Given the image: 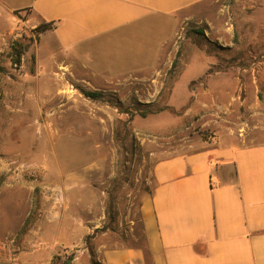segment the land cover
I'll list each match as a JSON object with an SVG mask.
<instances>
[{
  "label": "rangeland",
  "instance_id": "rangeland-1",
  "mask_svg": "<svg viewBox=\"0 0 264 264\" xmlns=\"http://www.w3.org/2000/svg\"><path fill=\"white\" fill-rule=\"evenodd\" d=\"M219 5L203 14L216 27L180 15L153 66L108 76L53 60L25 18L0 13V264H19L21 252L34 250V231L48 221L55 191L62 200L54 212L86 230L88 253L99 243L139 246L140 198L153 189L158 161L215 138L221 120L264 141V45L249 46L256 80L249 78L248 95L240 75L230 94L206 87L227 79L214 74L219 69L244 66L234 62L246 46L233 28L264 21V0ZM158 26L148 21L122 47L154 45L160 30L166 35ZM12 42L26 46L19 66ZM116 48L107 46L108 58ZM246 97L261 104L249 106Z\"/></svg>",
  "mask_w": 264,
  "mask_h": 264
},
{
  "label": "crops",
  "instance_id": "crops-1",
  "mask_svg": "<svg viewBox=\"0 0 264 264\" xmlns=\"http://www.w3.org/2000/svg\"><path fill=\"white\" fill-rule=\"evenodd\" d=\"M220 2L223 0H0V13L17 12L32 28L51 23L49 30L39 34L41 52L66 62V67L76 64L88 75L108 76L153 66L162 46L172 40L171 28L180 15L216 27L203 14L213 7L219 11ZM151 20L159 23V29L166 26V35L160 30L154 45L142 42L124 49L126 38ZM238 24L233 34L246 51L234 62L243 61L244 66L219 69L214 74L227 79H219L217 84L209 81V91L230 94L236 88L230 82L240 75L245 94L250 92L249 78L254 81L255 72L254 64L249 63L253 59L249 46L264 45V21L249 19ZM110 44L117 48L108 58L105 50ZM248 98L243 103H249ZM260 104L255 100L249 106ZM218 126L223 131L215 138L155 164L153 189L140 198L138 207L141 245L99 243L93 249L96 261L264 264V141L234 132L226 120ZM52 204L48 221L34 231L36 241L45 245L31 253L21 252L19 264H52L55 256L67 252L75 254L70 264H90V254L82 244L86 230L63 214L60 219Z\"/></svg>",
  "mask_w": 264,
  "mask_h": 264
},
{
  "label": "trees",
  "instance_id": "trees-1",
  "mask_svg": "<svg viewBox=\"0 0 264 264\" xmlns=\"http://www.w3.org/2000/svg\"><path fill=\"white\" fill-rule=\"evenodd\" d=\"M15 14H17V12H15ZM51 23H41L39 24L36 28H35V32L36 33H43L46 30H49L51 28ZM26 49V46L20 42H12L10 44V53H11V60L12 63L16 66L20 65L21 62V57L24 53ZM175 62H173L172 65H174ZM89 254H90V264H100L98 261H96L94 253L92 250H89ZM73 256L69 255V256H65V257H59V256H55L52 260V264H70V262L72 261Z\"/></svg>",
  "mask_w": 264,
  "mask_h": 264
},
{
  "label": "built area",
  "instance_id": "built-area-1",
  "mask_svg": "<svg viewBox=\"0 0 264 264\" xmlns=\"http://www.w3.org/2000/svg\"><path fill=\"white\" fill-rule=\"evenodd\" d=\"M12 164L15 163V162H11ZM17 167H25V164H18ZM62 200V196L60 194L59 191H55V197H54V200L53 202L55 204H58L60 201ZM45 244H43L41 241H37L36 245L33 247V249L35 248H40L42 246H44ZM69 255H72L73 257H75V254L71 253V252H67L65 254H63L62 256L65 257V256H69Z\"/></svg>",
  "mask_w": 264,
  "mask_h": 264
}]
</instances>
